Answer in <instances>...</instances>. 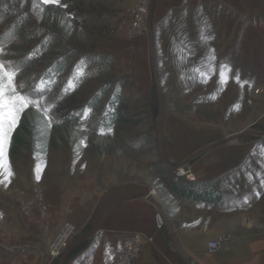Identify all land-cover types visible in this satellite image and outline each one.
<instances>
[{
  "label": "rangeland",
  "instance_id": "rangeland-1",
  "mask_svg": "<svg viewBox=\"0 0 264 264\" xmlns=\"http://www.w3.org/2000/svg\"><path fill=\"white\" fill-rule=\"evenodd\" d=\"M172 1L173 6L179 4L178 0ZM0 2L30 14L31 28H45L40 21L47 18L51 28L63 31L64 37L69 38L66 43L81 55L90 59L111 57L108 67L111 81L116 84L117 79L124 78L127 85L122 92L130 98L125 112H140L132 119V124L108 129L91 124L78 128L60 121V116L67 115L63 112L78 108L80 101L93 98L103 86L104 70L98 69L97 64L91 63L79 70L73 69L74 63H71L65 68L60 79L66 81L68 88L72 87L73 71L82 84L73 96L59 105L52 103L51 96H31L24 85L22 93L38 101L41 109L47 107L51 124L59 128L55 135L56 146L49 148L44 158L27 155L13 161L7 154L13 175L0 183V204L4 201L12 205L22 218L35 210L41 214L40 218L27 216L29 224L35 225L32 220H49L54 204L80 203L86 194L92 193L97 198L125 182H145L160 197L158 189L166 186L167 175L158 176L154 167L161 162L154 130L158 98L148 61L147 32L140 36L128 34L131 26L128 13L133 14L143 5L142 0H60L61 6H34L33 0ZM186 3L175 8L156 0L153 8L154 60L163 95V138L165 127L177 124H184L189 130L216 141L245 132L264 133L263 8L258 0H191ZM7 23L0 21V39L3 38L0 61L17 70V83L24 84L26 73L17 63L23 58L22 49L16 51V41L9 42ZM212 37L216 38L215 51L208 48ZM210 56L213 62H208ZM142 62L147 72L146 89L138 76ZM42 70L32 79L37 89ZM257 86L262 88L259 94L255 93ZM235 142L249 145L250 153L261 157H249L245 169L227 183V192L232 194L231 205L244 206L251 199L250 195L255 199L253 204L259 202L257 210L243 214L242 218L250 233L264 237V138L247 134ZM66 223L70 222H64L44 244L48 264H57L58 260L48 256V243ZM2 227L7 228V225L0 222V243H6L8 237ZM88 228L79 232L76 228L68 246ZM96 243L95 238L84 242L65 264H72L74 258L73 264H79L84 256L93 255ZM83 251V257L78 258Z\"/></svg>",
  "mask_w": 264,
  "mask_h": 264
},
{
  "label": "crops",
  "instance_id": "crops-1",
  "mask_svg": "<svg viewBox=\"0 0 264 264\" xmlns=\"http://www.w3.org/2000/svg\"><path fill=\"white\" fill-rule=\"evenodd\" d=\"M163 1L165 6H173L172 0ZM178 1L179 4L173 7L185 5L191 0H183V3ZM214 42L216 43V38L212 37L208 48L215 51ZM212 60L214 58L210 56L208 62ZM138 76L144 84L143 87H147V72L143 62L138 66ZM210 138L206 134L189 130L184 124L167 125L163 138L166 158L171 164H178L194 152L219 142ZM250 150L251 147L244 143H227L203 153L185 167L192 173L196 183L218 180L220 203H200L194 199L176 196L163 185L159 187L165 215L191 264H259L264 252V237L250 233L242 218L243 214L248 215L249 212L257 210L259 202L253 204L255 199L250 195L251 199L246 206L231 205L232 194L226 188L229 180L245 169L249 157H261L257 153H250ZM160 177L166 176L161 174ZM127 183L147 184H123ZM92 194H86L80 203L54 204L49 220H32L35 225L29 224L27 216L38 219L41 214L34 210L24 219L12 205L3 201L0 204V222L7 225V228L2 227V231L7 233L8 238L6 243H0V264H48L43 249L48 237L64 222L72 223L78 232L83 230L100 198V195L96 198ZM58 195L60 198L61 195ZM157 214L156 208L145 199L123 201L102 217L95 235L96 249L89 257H83L85 250L78 254V258L83 257L79 264H111L115 250L127 243H133L137 248L133 264H181L183 261L165 228L156 227ZM224 234L231 236L228 246L220 252L208 254L207 244ZM138 237L140 238L136 243ZM17 238L19 242L15 240ZM74 261L75 258L72 264Z\"/></svg>",
  "mask_w": 264,
  "mask_h": 264
},
{
  "label": "trees",
  "instance_id": "trees-1",
  "mask_svg": "<svg viewBox=\"0 0 264 264\" xmlns=\"http://www.w3.org/2000/svg\"><path fill=\"white\" fill-rule=\"evenodd\" d=\"M28 1V0H25ZM108 2L110 0H92ZM30 14L20 11L14 5L0 2V21H8L6 34L9 42L16 41V51L20 50L22 59L18 64L25 70L24 85L31 96L53 98L55 105H59L64 99L73 96L80 85V80L73 77L70 80L71 89L66 86V81L60 79L69 64L73 69H83L92 64H97L98 69L104 70L102 76V87L91 99L80 101L78 108L70 109L66 117L60 116V121L72 127L93 125L99 129H108L115 126H126L132 124V119L140 112L128 114L125 105L129 102V96H123L122 92L127 85L123 79H117L116 84L112 82L109 71L111 57L88 58L81 55L77 49L72 48L66 42L69 38L64 37L63 31L51 28L49 20L42 19L45 28L40 30L31 28ZM50 28V29H49ZM50 32H53L50 34ZM57 32V33H55ZM59 37V38H58ZM7 40V41H8ZM0 41H3L0 39ZM8 43V42H7ZM65 44V45H64ZM108 64V65H107ZM43 69L37 85L41 92L34 91L35 86L32 79L38 76L36 72ZM38 77V78H39ZM59 101V102H58ZM48 121L42 119V113L36 109L26 110L21 115V121L17 130L13 133L11 143L8 145V157L10 160L18 161L27 155L44 158L49 148L55 147V135L59 129L57 126L49 128ZM142 144V143H141ZM159 174H168L165 180L166 188L174 195L186 197L189 200H197L204 204L220 203L221 191L217 189L218 180H209L202 183H187L184 180H173L172 171L163 168L161 162L154 164ZM82 246L75 249L69 256L72 257Z\"/></svg>",
  "mask_w": 264,
  "mask_h": 264
},
{
  "label": "water",
  "instance_id": "water-1",
  "mask_svg": "<svg viewBox=\"0 0 264 264\" xmlns=\"http://www.w3.org/2000/svg\"><path fill=\"white\" fill-rule=\"evenodd\" d=\"M156 0H150L149 8H148V15H147V54H148V61L150 64L151 72H152V79L153 83L156 87L157 91V98H158V114L157 118L155 120V137L157 141V148H158V154L160 161L164 164V166L174 172L178 169L185 168L192 160L197 158L198 156L202 155L203 153L211 150L212 148L222 146L227 143H234L236 140L241 138L244 135L247 134H253V136H260L264 138V133H258V132H245L240 133L234 136H231L227 139H224L222 141L216 142L214 144L208 145L190 156H188L186 159H184L182 162L178 164H170L166 158L165 150H164V141H163V132H162V118H163V95L161 91L160 81L157 73V67L154 60V46H153V36H152V14H153V8ZM261 7L264 10V0H258ZM145 199L147 202H149L151 205H153L159 217L161 218L162 225L167 231L171 242L175 248V250L180 255L182 261L184 264H191L186 256L184 255L182 248L173 233V230L170 226V223L165 215V211L163 208V205L160 201V197L158 194H156L155 189L152 187H149L148 185H142V184H134V183H127L123 185L114 186L107 191H105L99 198L96 208L91 215V217L88 220L87 226L88 229L84 230V232L78 236L60 255V257L57 260V264H65L66 260L70 256V254L78 248L80 245H82L84 242L95 238L96 231L98 228V225L100 223V220L104 215L109 213L111 210H113L116 206H118L120 203L127 199ZM259 264H264V252L261 256Z\"/></svg>",
  "mask_w": 264,
  "mask_h": 264
},
{
  "label": "snow or ice",
  "instance_id": "snow-or-ice-1",
  "mask_svg": "<svg viewBox=\"0 0 264 264\" xmlns=\"http://www.w3.org/2000/svg\"><path fill=\"white\" fill-rule=\"evenodd\" d=\"M33 5L61 6L60 0H38V3L37 0H33ZM63 7H67V5H63ZM16 77L17 70L0 61V183H5L13 175L10 165L7 163V147L11 143L13 133L18 128L21 115L31 107H35L37 113L42 112V119L48 121L47 126L52 127L49 109L47 107L41 109L38 101L33 100L29 94L22 93L21 89L24 88V84L23 82L17 83ZM34 91L41 92L42 90L34 89ZM108 131L110 132L111 129ZM36 178L39 179V176ZM257 195L259 194L257 193Z\"/></svg>",
  "mask_w": 264,
  "mask_h": 264
},
{
  "label": "built area",
  "instance_id": "built-area-1",
  "mask_svg": "<svg viewBox=\"0 0 264 264\" xmlns=\"http://www.w3.org/2000/svg\"><path fill=\"white\" fill-rule=\"evenodd\" d=\"M142 2L143 5L138 6L133 14L128 13L130 16L129 23H131L128 31L129 36H140L143 33L147 32L146 25L150 0H142ZM261 89V86H257L255 88V93L259 94L262 91ZM172 173L173 180L175 181L184 180L187 183L195 182V178L188 169L182 168ZM156 227L157 229L163 228L161 218L158 214L156 215ZM75 234L76 228L73 224H64L57 232L55 237L48 243V256L52 260L58 259L61 253L71 242ZM139 238L140 237L137 238L136 243H138ZM230 241V235H221L216 240H213L207 244L206 252L208 254H215L217 252H220L228 246ZM136 251L137 248L133 243H127L117 248L114 252L113 261L111 264H133V259L135 257Z\"/></svg>",
  "mask_w": 264,
  "mask_h": 264
}]
</instances>
